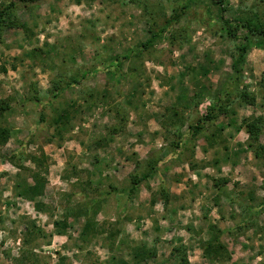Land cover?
I'll return each instance as SVG.
<instances>
[{"label": "rangeland", "instance_id": "rangeland-1", "mask_svg": "<svg viewBox=\"0 0 264 264\" xmlns=\"http://www.w3.org/2000/svg\"><path fill=\"white\" fill-rule=\"evenodd\" d=\"M6 6L0 264L136 263L143 246L155 256L141 264H176V247L190 264H264V159L243 126L264 122V38L243 27L232 36L222 18L255 20L263 4L227 0L223 14L210 0ZM36 184L42 193H24ZM216 235L227 250L212 262L203 242Z\"/></svg>", "mask_w": 264, "mask_h": 264}, {"label": "trees", "instance_id": "trees-1", "mask_svg": "<svg viewBox=\"0 0 264 264\" xmlns=\"http://www.w3.org/2000/svg\"><path fill=\"white\" fill-rule=\"evenodd\" d=\"M263 6H264V0H259ZM211 4L219 7L220 13L223 14V12L226 9V2L227 0H210ZM9 7L6 6L2 9H0V38L2 36V31L5 26H10L11 24L13 25L12 22L9 21V19L5 16V14H8L9 12ZM223 22L227 28V31L229 32L230 35L232 36H237L236 30L240 27L245 28L248 32H251L252 34L260 35L264 38V7L263 11L260 15H257L256 19L253 20L251 18H248L246 20H238V19H226L224 15H222ZM15 23V22H14ZM11 25V26H12ZM168 26V22L161 28V32L165 31ZM155 33L154 35H156ZM152 41L151 39L148 40ZM149 44L146 42L144 43V47L148 46ZM249 46L243 45L241 47V56L243 57L244 54L247 52ZM132 53H137L136 51H131ZM127 55V54H126ZM125 58H128L129 56H124ZM120 59L121 57L117 56L115 59H113L110 62L104 63L101 66L94 67L90 70H87L83 73V78L96 74L97 72L101 70H109V69H114L116 66L120 64ZM238 63L235 64L237 67ZM77 79H74L76 81ZM62 90V89H61ZM61 94V91H58L54 94V98H57ZM242 99L249 103H255L256 101V96L251 95L248 92L243 91L241 94ZM8 109V105L4 104L3 102L0 103V118L5 110ZM210 114L208 113L205 117H202L200 121L204 120V118H210ZM264 125L263 122V117L262 116H250L244 119L243 121V126L246 127L247 132L249 134L250 138V146L255 150V155L257 157H261L264 159V143L260 142L259 135L262 131V127ZM9 135V129L0 126V138L2 140H6ZM155 169V167H154ZM152 170V169H151ZM144 177H134L132 180V187L131 190L133 191L136 186L142 181ZM43 192V185L41 184H36V185H29L25 188L24 193L30 196H35L39 193ZM219 236H214L211 237L210 239L206 240L203 242V249L205 251L206 256L212 261L216 262L218 260H222L225 257H222L224 253H226V246L220 241ZM181 249L176 247L174 251V256L175 257V263L176 264H190V261L188 257H186V254L184 253L183 255L181 254ZM152 256H155L154 252L152 250H148L145 248V246L140 247L135 250L134 252V258L136 263H131L128 261H122V262H116V264H141L143 261L151 258ZM178 256V257H177Z\"/></svg>", "mask_w": 264, "mask_h": 264}]
</instances>
